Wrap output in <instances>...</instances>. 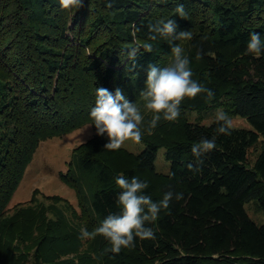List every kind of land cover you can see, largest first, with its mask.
I'll list each match as a JSON object with an SVG mask.
<instances>
[{
    "label": "trees",
    "instance_id": "obj_1",
    "mask_svg": "<svg viewBox=\"0 0 264 264\" xmlns=\"http://www.w3.org/2000/svg\"><path fill=\"white\" fill-rule=\"evenodd\" d=\"M179 4L186 18L176 14ZM161 19L193 33V40L173 43L184 48L193 79L214 98L185 97L178 120L161 119L152 135H143L138 153L104 149L106 136L78 145L60 178L76 190L81 213L66 199L47 196L65 200L73 221L58 208L51 217L43 202L9 213L40 143L92 122L96 88L121 89L147 127L154 113L144 111L139 96L147 67H164L171 56L170 42L148 39L149 25ZM133 25L140 29L135 38ZM253 32L264 39V0H115L111 8L107 0H84L74 12L63 11L58 0H0V264H264V222L252 219L246 207L254 201L264 213V146L253 164L248 159L264 136V54H245ZM137 41L152 43L153 51L141 47L132 68L127 52ZM213 107L245 117L251 127L233 126L230 135L218 136L217 148L194 174L191 146L210 139L216 125L190 121L187 113ZM161 148L170 162L166 173L156 168ZM120 173L146 180L145 194L154 201L167 191L183 193V199L146 225L155 239L137 238L135 247L113 254L102 236L81 240L80 229L92 231L119 212ZM83 243L87 248L80 251Z\"/></svg>",
    "mask_w": 264,
    "mask_h": 264
},
{
    "label": "clouds",
    "instance_id": "obj_2",
    "mask_svg": "<svg viewBox=\"0 0 264 264\" xmlns=\"http://www.w3.org/2000/svg\"><path fill=\"white\" fill-rule=\"evenodd\" d=\"M60 8L65 12H74L83 7L84 0H58ZM115 0H107V7L111 8ZM180 18H186L183 4L175 9ZM178 25L174 19L158 20L155 24L149 25V41L158 37L170 42L171 56L164 67L149 64L147 67L145 87L140 91L139 96L144 101V107L154 113L147 127L142 129L143 116L136 103L126 99L121 89L115 92L99 87L95 91V105L91 108L89 116L94 126L96 135L107 137L104 149L108 151L119 150L128 147L126 141L133 142V145H141L142 136L146 133L152 135L158 122H174L181 116V104L185 97L195 99L198 96L204 97L205 102H210L215 93L210 88L193 79V71L190 67V58L185 54L184 48L174 41H191L193 33L188 30L177 31ZM139 28L132 26L131 35L136 37ZM143 47L144 52L151 53L153 45L150 42L141 44L139 41L131 47L128 52V59L132 68L136 67L137 54ZM245 54H251L260 58L264 54V39L260 33L250 34L246 44ZM203 53L197 51L196 59H201ZM207 125H216L213 136L209 139L202 137L191 146L193 163L188 168L194 174L202 171L205 157L217 148L218 136L231 134L233 119L223 109H217L207 120ZM88 126V127H89ZM115 184L120 192L116 198L119 212L110 213L92 231L86 227L80 229L81 240H92L102 236L111 245L107 251L119 254L122 249L135 247L136 239H155V233L151 227L146 225L156 222L161 210L168 209L173 200L183 199V193L167 191L159 201H154L151 195L145 194L149 183L142 181L137 176L131 178L120 173L115 178Z\"/></svg>",
    "mask_w": 264,
    "mask_h": 264
},
{
    "label": "rangeland",
    "instance_id": "obj_3",
    "mask_svg": "<svg viewBox=\"0 0 264 264\" xmlns=\"http://www.w3.org/2000/svg\"><path fill=\"white\" fill-rule=\"evenodd\" d=\"M217 109L224 110L223 107L206 108L202 111L194 110L189 111L187 117L190 121H195L200 118V121L206 123ZM144 111L147 113L149 110L147 111V109H144ZM231 117L233 119V126L251 127V124L245 117L239 115H233ZM91 123L92 122H88L69 133L43 140L40 143L32 161L25 171L21 183L8 205L9 213H13L14 207L17 205H29L35 204L36 202H43L47 206H51L49 208V215L51 217H57L55 210L58 208L73 221L72 213L66 208L67 203L65 200L51 199L47 197L48 195H56L60 196L62 199H66L74 205L78 213H81L82 210L79 206V198L76 190L61 180L60 172H66L68 170L74 149L81 143L96 136L95 127L89 126ZM126 145H128V147L125 148L138 153L145 147V142L142 136L141 145H133L131 141H126ZM263 146L264 136L262 135L260 140L249 149L248 159L251 164L254 163ZM156 168L164 173L168 172L170 169V162L165 158L163 148H161L157 154ZM34 194L36 196V201L31 203ZM246 207L252 219L257 223L264 222V213L258 210L254 201L248 202ZM86 248L87 243H83L80 251H84ZM74 254L75 253H71L70 255L73 256Z\"/></svg>",
    "mask_w": 264,
    "mask_h": 264
}]
</instances>
